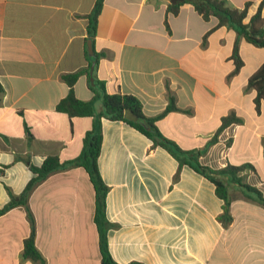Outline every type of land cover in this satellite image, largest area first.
I'll use <instances>...</instances> for the list:
<instances>
[{
    "label": "crops",
    "instance_id": "obj_1",
    "mask_svg": "<svg viewBox=\"0 0 264 264\" xmlns=\"http://www.w3.org/2000/svg\"><path fill=\"white\" fill-rule=\"evenodd\" d=\"M172 1L104 0L93 76L110 94L137 97L150 118L166 110L171 93L181 111L156 125L185 151L203 150L222 119L235 114L242 122L227 127L200 162L214 170L252 165L241 176L264 195V102L257 113L248 87L264 64V48L232 28L215 29L218 21L205 20L189 3L168 12ZM261 1L228 0L236 8L251 3L245 22ZM95 3L0 0V210L8 190L18 196L34 177L17 157L40 167L48 156L65 162L82 151L94 118H70L56 107L69 93L62 77L88 66ZM236 40L243 66L233 75ZM90 83L79 77L78 99L92 100ZM95 108L101 112L102 102ZM102 129L98 165L109 187L108 246L118 264H264V206L254 194L225 178L233 219L225 227L218 220L224 201L208 179L184 165L175 180L179 163L172 155L123 121L103 118ZM29 208L43 262L23 256L32 226L19 206L0 216V264H101L95 190L83 168L52 174L33 191Z\"/></svg>",
    "mask_w": 264,
    "mask_h": 264
},
{
    "label": "trees",
    "instance_id": "obj_2",
    "mask_svg": "<svg viewBox=\"0 0 264 264\" xmlns=\"http://www.w3.org/2000/svg\"><path fill=\"white\" fill-rule=\"evenodd\" d=\"M183 3L191 4L195 10L205 19L215 18L218 22L215 29L220 27H229L236 31L239 37H243L248 43L258 48H264V16L262 14L264 8V0L261 1L256 13L245 22L248 16V10L251 3H247L244 8H236L229 4L228 0H173L168 6V12L178 14L179 8ZM104 0H96L92 14L89 16L88 38L93 44L97 33L98 18L102 12ZM206 38H204L205 40ZM88 66L79 71L64 75L62 78L69 86L68 95L62 99L56 109L58 112L66 114L70 118L74 117H92L94 118L92 128L87 131L83 138V148L80 155L69 161L61 162L56 156H48L40 167L34 166L30 158L17 157V160L23 161L34 174V177L28 182L24 191L16 196L9 190L10 201L0 210V216L6 214L10 210L22 206L28 211V219L32 226V232L28 239L24 242L23 256L25 259L34 263H42L43 258L35 245V218L29 208V199L31 194L38 185L44 182L48 177L58 171H64L71 168H83L90 178L95 190V215L94 222L99 233V245L101 252V264H118L110 254L108 246V231L113 226L106 216V199L109 187L104 183L98 165L100 157L103 129L102 119L111 121H123L135 128L153 143L152 147H161L166 150L179 163V169L174 177L177 180L180 176V170L184 165H188L198 174L208 179L214 186L216 195L224 201L222 213L218 216V220L225 226L232 223V214L230 208V197L228 193L227 182L225 178H229L231 182L243 187L248 192L254 194L256 200L264 206V195L256 187L246 183L245 177L241 176L246 170L253 169L250 164L241 166L227 165L224 168L214 170L208 166H204L200 162L208 149L214 145L219 135L230 125L242 122L235 114H230L222 119V125L216 135L208 142L203 150L185 151L175 142L166 138L158 129L156 122L167 113L181 111L177 105L175 97L169 94V104L166 110L159 116L150 118L143 112L141 101L130 94L107 92L105 84L98 81L94 76V82L90 83L94 97L90 101H82L78 99L74 93V85L82 75H87L90 79V69L93 62L98 64L100 56L94 51V56L86 55ZM232 59L235 63L233 75L237 74L243 66V61L239 55V42L236 40ZM95 65V66H96ZM248 87L256 92L254 99L256 111L260 113L261 103L264 102V64L249 78ZM3 87L0 84V93ZM102 102L103 109L97 113L95 103ZM264 154V151H263ZM129 264H142L131 262Z\"/></svg>",
    "mask_w": 264,
    "mask_h": 264
},
{
    "label": "water",
    "instance_id": "obj_3",
    "mask_svg": "<svg viewBox=\"0 0 264 264\" xmlns=\"http://www.w3.org/2000/svg\"><path fill=\"white\" fill-rule=\"evenodd\" d=\"M87 47H88V54L93 57L94 56V49H93V42L91 39L88 40L87 42ZM95 62L92 63L91 65V69H90V81L91 83L94 82V77H93V72H94V69H95Z\"/></svg>",
    "mask_w": 264,
    "mask_h": 264
}]
</instances>
